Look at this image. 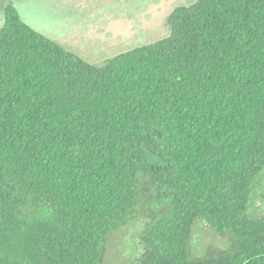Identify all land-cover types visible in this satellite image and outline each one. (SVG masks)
Here are the masks:
<instances>
[{
	"label": "trees",
	"instance_id": "trees-1",
	"mask_svg": "<svg viewBox=\"0 0 264 264\" xmlns=\"http://www.w3.org/2000/svg\"><path fill=\"white\" fill-rule=\"evenodd\" d=\"M170 34L95 65L0 28V264H104L146 217L135 264H264V0H196ZM226 239L196 251L195 223Z\"/></svg>",
	"mask_w": 264,
	"mask_h": 264
},
{
	"label": "rangeland",
	"instance_id": "rangeland-1",
	"mask_svg": "<svg viewBox=\"0 0 264 264\" xmlns=\"http://www.w3.org/2000/svg\"><path fill=\"white\" fill-rule=\"evenodd\" d=\"M196 0H0V28L13 2L22 19L86 61L103 65L109 58L144 46L170 34L169 16ZM249 202L252 215H264V178ZM146 217L116 230L109 238L104 264H135ZM196 251L224 245L226 239L195 223ZM205 252V250H204Z\"/></svg>",
	"mask_w": 264,
	"mask_h": 264
}]
</instances>
